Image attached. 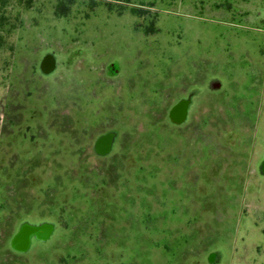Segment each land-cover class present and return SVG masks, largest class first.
<instances>
[{"label":"rangeland","instance_id":"rangeland-1","mask_svg":"<svg viewBox=\"0 0 264 264\" xmlns=\"http://www.w3.org/2000/svg\"><path fill=\"white\" fill-rule=\"evenodd\" d=\"M59 2H0V264H208L213 250L218 264H264L254 191L251 236L238 243L226 234L245 153L226 150L237 152L234 139L248 137L245 124L264 129V0H70L64 17L67 2ZM50 52L61 63L55 78L27 80L30 64ZM213 78L218 91L209 90ZM194 87L202 92L189 122L172 124L169 110ZM31 116L36 146L9 129ZM110 131L119 134L117 156L79 155ZM250 180L264 207V179ZM48 216L61 217L63 230L47 245L10 249L21 219Z\"/></svg>","mask_w":264,"mask_h":264},{"label":"flooded vegetation","instance_id":"flooded-vegetation-1","mask_svg":"<svg viewBox=\"0 0 264 264\" xmlns=\"http://www.w3.org/2000/svg\"><path fill=\"white\" fill-rule=\"evenodd\" d=\"M95 9H93L92 11H94ZM60 64L61 63H58V61H57L56 55L50 52L40 62H37L35 66H33V64H30L29 70L32 72L28 74L27 80H28V78H31L32 76H39V79H44L43 77H47L50 79L52 77L55 78V75H57L59 70H60ZM16 66H18V65H16ZM21 70H22V68H21ZM21 70L19 69L18 71H21ZM2 73H3L2 74L3 78H2L1 86L4 87V72H2ZM15 77H16V85H17V88L19 90L22 87V83H21L22 79H21L20 75L15 76ZM19 77H20V79H19ZM23 81H26V80L24 79ZM46 81H48V80H46ZM51 81H53V80H51ZM211 84L212 85H209V87L211 86V88L209 89L211 91H213V90L218 91L222 88V83L220 82V80L218 78H213L211 80ZM19 86H20V88H19ZM207 88H208V85H207ZM201 92H202V89H198L197 87L196 88L194 87V88L189 89L187 91L186 96L183 95L182 97H180L176 101V103L173 105V107L182 101H188L189 102L188 103V115H187V118L181 124L172 123V121L170 119V111L173 108L172 107L168 113L169 120L172 124L183 125V124L189 122L190 113L192 112V110H194V108L197 104L196 97ZM21 96H22V94L19 93V101L16 102L17 103L16 106H18L19 109L16 111L15 117H17L18 112L22 108ZM30 96H31V93L29 91L27 99ZM24 103L25 102H23V104ZM28 105H30V104L28 103ZM31 108H32V106H31ZM27 111H29V113H30L31 110H27ZM32 112L37 114L34 110H32ZM3 114H4V109L2 110V117L0 119V230L3 229V225L5 224V219H6L5 215H4V210H5V202H4L5 201L4 200V188H5V183H4V180H5V178H4V157H5V146H6L5 145L6 127H5V119H4L5 116ZM38 115H41V112H39ZM31 118H32V121L28 125L23 124L22 129H21V125L17 127V122L15 121V119L9 121V125H10L9 129H12V131H10V130L9 131L10 132H16V133L17 132L20 133L22 131V134H23L22 138L24 139L25 142H27L28 146L29 145L36 146V144L39 143V140H37V135H36L35 130H36L37 124L39 122H37L34 119V116H31ZM40 123H42V122H40ZM94 123H95V121H91V124H90L91 128H93ZM44 125L46 126L47 123H44ZM244 128L245 129L247 128V130H249V131H246L247 133L249 132L248 133L249 135H248V137H245V138L238 136V138H236V141L234 139L235 143L233 145L236 146L237 152L230 151V149L226 150L227 156H229V157L231 155H233L234 153H236V155H237L238 152H241L239 150V148H242V151H243V149L245 151L244 155L241 156L240 159L238 158L237 167L239 169H238L237 176H236L238 178L235 177V180L238 179V182L240 185V188H239L240 190L237 189L233 192V195H232L233 197H232V200L230 202V204H231L230 209H234V211L230 210V212H231L232 218L235 220V226H234L233 230L231 228L227 227V233H226L228 238H230V239H234V236H235L236 241L238 243L241 242L240 241L241 239L239 238L241 235H242L241 237H243L242 239H246V236L248 238H249V236H251V234H249V232H247L249 230V218L247 216L248 215L247 212L249 210H252V209L258 210V211L260 210L259 213H261V214L258 216L259 217L264 216V207L259 205L258 200L255 199L256 198L255 193L259 191V188L258 187L256 188L255 185L253 184L252 180H250L252 176H256V177H260L261 179H264V150L263 151L259 150V152L257 153V151L255 149L256 146H258L259 149L264 148V129L260 128V126L258 127L255 123L253 125L247 126V127L245 124L243 129ZM23 130H25V131H23ZM109 134L114 135V138H112V140L109 141V143L108 142H106V143L100 142L101 139H103L105 136H107ZM118 137H119V134L117 131H110V132H105L103 134H99L94 139V141H92L91 143H86L81 148L79 155L82 156L83 159H91V160H100V159L103 160V159H108L109 157H113L114 155L117 156V154H118V144H117L118 143ZM242 139H244V140H242ZM252 140H254V141H252ZM27 151H28V149H27ZM27 151H26V153H24V156L28 154V156L31 157L32 153L29 151L27 152ZM13 155H15V157H17V158L19 157L18 154H13ZM120 155H122V154H120ZM29 159L32 160V158H27V160H29ZM121 159H122V157H121ZM18 160H19V158H18ZM253 191H254V202H253L254 207L252 206L253 208L251 209L247 204V202H248L247 197L249 195H251V192H253ZM225 220L227 221L228 218H226ZM61 222H63V219L59 216L57 218H51L48 216L45 219H39V220H34V218L21 219L17 223L18 226L16 228V232L13 234V236L9 242V247L11 246V241L13 240L15 235L24 226H30L33 228V231L30 234V247L25 252L16 251V250L12 249V247L10 249L13 252L24 254V253H29V252L33 251V249H35V247H37V246L47 245L52 240V238L57 234V232L59 233L61 230H63L62 228H60ZM64 229H66V228H64ZM0 247H2V241L0 243ZM258 250H259V248H258ZM221 258H222V256H221L220 251L213 250V251L209 252L207 255V263L208 264H218L221 261ZM122 263L127 264L124 261Z\"/></svg>","mask_w":264,"mask_h":264},{"label":"water","instance_id":"water-1","mask_svg":"<svg viewBox=\"0 0 264 264\" xmlns=\"http://www.w3.org/2000/svg\"><path fill=\"white\" fill-rule=\"evenodd\" d=\"M188 101H182L174 106L170 111V119L172 123L181 124L188 115ZM114 138L113 134L105 136L100 142H108ZM33 228L30 226H24L19 232L15 235L11 241L12 249L25 252L30 247V234L32 233Z\"/></svg>","mask_w":264,"mask_h":264},{"label":"trees","instance_id":"trees-1","mask_svg":"<svg viewBox=\"0 0 264 264\" xmlns=\"http://www.w3.org/2000/svg\"><path fill=\"white\" fill-rule=\"evenodd\" d=\"M60 2V4H59V9L63 6L62 4H63V2H64V0H59ZM0 2H1V5H3L4 4V2H5V0H0ZM66 2H67V6L65 7V11L64 12H58V15L59 16H62V17H64L66 14H68L69 13V11H70V8H71V6L73 5V3H71L70 2V0H66ZM1 13V12H0Z\"/></svg>","mask_w":264,"mask_h":264}]
</instances>
